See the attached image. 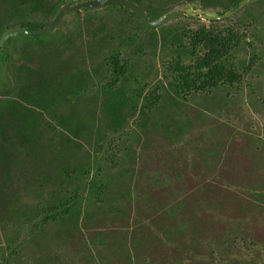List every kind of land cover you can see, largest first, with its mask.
<instances>
[{
    "label": "trees",
    "instance_id": "1",
    "mask_svg": "<svg viewBox=\"0 0 264 264\" xmlns=\"http://www.w3.org/2000/svg\"><path fill=\"white\" fill-rule=\"evenodd\" d=\"M128 1L148 13L151 20L172 11L166 0ZM223 1L226 5L220 15L236 8L242 0ZM67 2L0 0V39L17 25L30 30L45 27ZM116 13L120 36L115 44L106 39L104 27L100 29L103 43L94 53L90 52V56L99 57L98 61L87 62L84 58L82 62L58 64L55 52L42 55L36 65L28 60L26 51L33 41L41 46L55 44L58 29L47 35L13 37L0 49V73L40 74L39 89L31 90L27 96L28 107L20 101L9 102L13 119H9L0 136V225L7 219L17 226L18 232L39 237L45 234V238L40 237V248L47 251L51 242H64L67 237L82 239L86 228L91 230V237L95 232L91 226L99 215L101 220L109 218L116 225V254L101 253L99 260L104 264H159L161 258L166 261L168 251H176L169 255L168 264H259L257 246L251 239L225 231L229 195L216 190L214 199L211 188L184 189L209 187L207 182L197 185L185 173L186 168L200 166L206 175L219 160L197 157V152L202 151L198 145L194 157L172 155L166 164L160 163L151 151V143L145 142V133L135 129H147L151 115L156 124L158 119L167 117L165 111H157L166 93L163 80L186 104L192 97L206 99L220 88L240 94L247 77L264 65V17L258 19L250 14L240 20L237 14L206 22L186 17L188 23L175 29L166 25L153 29L120 4H116ZM59 38L62 40L65 35ZM147 43L152 48L162 43L171 55V59L162 61L165 76L157 81L141 80L136 73L141 70L140 59L147 56ZM78 52L84 54L82 49ZM71 56L78 57L75 52ZM15 88H19L18 82ZM169 122L172 123H161L164 131L158 135L171 145L172 153L178 151L173 145L189 126L180 128L175 118ZM6 131L9 135H5ZM17 169L21 171L18 179L24 180L21 184L29 187L23 193L9 187ZM27 194L36 200L25 208L20 205ZM145 200L157 213L156 227L161 226L159 230L172 243L166 251L155 232L152 240L143 237L146 245L138 250L140 236L133 229V219ZM220 232L223 238L218 236ZM215 236L218 241H214ZM98 243L94 237L92 244ZM16 247L10 244L5 251L0 246L1 264L10 262L12 256L6 254L7 249L13 253ZM83 248V258L97 263ZM51 261L49 255L42 259L44 264Z\"/></svg>",
    "mask_w": 264,
    "mask_h": 264
},
{
    "label": "rangeland",
    "instance_id": "2",
    "mask_svg": "<svg viewBox=\"0 0 264 264\" xmlns=\"http://www.w3.org/2000/svg\"><path fill=\"white\" fill-rule=\"evenodd\" d=\"M166 1L171 3L172 11L183 10L193 16H220V12L226 5L223 0L220 2L213 0ZM247 7L249 9L243 12ZM80 12V15L72 13L63 20V24L58 27L59 35L55 33L56 38H58L55 44L41 46L39 42L34 41L35 44L33 43L26 51L29 54L28 60L36 65L35 61L38 62V57L41 61L42 55L55 52L54 58L58 64H67L71 61L73 63L82 62L84 58H87V62L98 61L99 57L90 56V52L94 49L98 50V45H102L103 41L100 40L101 37L104 38L102 32L108 36L106 39L112 40L115 44L116 39H118L117 35L120 36L119 26L116 25V19H118L116 17V4ZM237 14H239L240 20L246 19L250 14L255 15L258 19L263 18L264 0H251L235 15ZM185 18L171 21L166 24V27L175 29L177 26L188 23ZM202 21L206 22V20ZM262 25L264 26V23ZM103 27L104 31L99 32ZM60 35H65V38L61 40ZM146 46L147 56L140 59L142 61L141 70L137 69L136 73L140 74V79L144 81L160 80L165 76L161 68L162 61L171 59V55L162 43H158L154 48L150 47L148 43ZM78 49H82L84 54L79 53ZM74 52L78 57L73 58L71 56ZM143 74L148 75V77L143 79ZM163 81L166 93L162 95L163 100L157 111H165L167 117L163 120L158 119L156 124L153 115H151L147 129L142 131L136 127L135 131L141 132V134L145 133L143 138L146 143H151L153 149L151 151L156 154L155 156L159 158L160 163L166 164L168 156L172 155L178 157L181 154L184 158L187 156L194 157V148L198 145L202 151L197 152V157L209 156L219 160L214 163L213 171L206 175L200 166H196L197 169L186 168L185 173L195 180L197 185L200 186L207 182L205 185L209 187H184V189L186 191H205L211 188L214 199L217 196L216 190L227 193L230 211L225 217L228 223L225 228L226 233L251 239L257 246L255 252L258 256V263L264 264V65L257 67L247 77V84L240 94L226 88H220L206 99L202 96L192 97L187 104L183 102L181 96L175 92L167 80ZM158 115L163 116L160 112ZM172 118H175L180 128L183 126H189V128L186 129V133L182 132L181 139L173 145L175 146L174 150L178 151L171 153V145L163 139L161 134L160 136L158 134L164 131L161 123L170 125L172 122L169 120ZM20 173L21 171L18 169L13 171L14 181L9 187L23 193L24 189L29 187L21 184L24 180L18 179ZM31 199L30 195H25L20 206L31 207L36 200ZM141 205L142 207L136 209V215L133 219V229L142 237V240L140 237L138 238V250H142L146 245L143 237L145 240L147 237L152 240L155 237L153 232H155L160 238V245L161 242L166 245L161 246L166 251L167 245L170 246L172 243H169L165 238L167 234L159 230L162 227L160 226L159 229L156 227L158 218L155 217L157 213L153 211V207L146 200ZM214 210L216 211V207ZM94 217H97V213ZM98 218L93 221L95 222L93 227L91 226L95 231L91 237L89 234L91 230L86 228L82 239L67 237L64 242H51V249L47 251H42L40 248L42 241L40 237L45 238V234L39 237L36 234L18 232L17 226L5 219L4 222L2 221V226L0 225V246L3 245L6 251L8 245H17L16 253H10V249H7L6 254L12 256L7 264H44L42 259L45 255L51 257L50 264H91L83 258L81 253L83 246L86 248L84 251L87 255L90 256L91 253V256L97 259V263L93 264H104L99 260L101 253L103 256L108 251L116 254V225L109 221V218L101 220L99 215ZM188 219L191 220V218ZM151 220L155 223L152 224ZM164 223H166V218ZM88 225L89 223L86 226L88 227ZM218 236L223 238V233L220 232ZM94 237L98 239L97 246L92 244ZM216 238L218 241L217 236L213 238L214 241ZM174 244L176 247L175 242ZM206 245H208L207 242ZM45 247L47 248V245ZM175 252L168 251L164 256L166 261L162 262L163 258H161L159 264H168L171 261L169 255L171 256Z\"/></svg>",
    "mask_w": 264,
    "mask_h": 264
},
{
    "label": "water",
    "instance_id": "3",
    "mask_svg": "<svg viewBox=\"0 0 264 264\" xmlns=\"http://www.w3.org/2000/svg\"><path fill=\"white\" fill-rule=\"evenodd\" d=\"M250 1L251 0H242L236 8H233L220 16H211V15L193 16L191 14H188L186 11L177 10V11H171L165 14L158 20H151L148 17V13L143 11L137 4L132 3L131 1H128V0H73L72 3H68L65 6H63L58 11L55 18L43 28L36 29V30H30L27 27L14 26L8 29L4 33L2 38L0 39V49L4 47L5 43L9 39L16 37V36H20V35H26V36L37 35L38 36V35H47V34L52 33L58 28L60 22L68 14L76 13L77 11H84L87 9L104 8L112 3L120 4L124 8L129 9L132 13L137 15L147 27L156 29L163 25H166L167 23L171 21H174L182 17H194V18H200L206 21L226 19V18H229L235 15L236 12H239Z\"/></svg>",
    "mask_w": 264,
    "mask_h": 264
},
{
    "label": "flooded vegetation",
    "instance_id": "4",
    "mask_svg": "<svg viewBox=\"0 0 264 264\" xmlns=\"http://www.w3.org/2000/svg\"><path fill=\"white\" fill-rule=\"evenodd\" d=\"M72 2L73 0H68L66 4L72 3ZM112 4H116V3H112ZM89 10H93V9H87L85 11H89ZM67 16H65L63 20ZM89 19H92V18H89ZM63 20L60 22L59 26L63 24ZM17 26H20V25H17ZM33 43L35 44L34 41ZM99 46L100 45H98V47ZM39 62L40 61L38 57V62L35 61V63L39 64ZM39 77H40L39 72L37 73L36 72H23V73H11V74L10 73H0V127H3V129H0V136H3L1 135V133L5 131L4 127L8 123L9 119L10 118L13 119L12 109L11 111L9 109V105H10L9 102L10 101H20L23 104V106L28 107L30 103H29V100L27 99V96L30 95L31 90L36 92L37 89H39V86H40ZM17 82L19 84V88H15ZM11 107H14V104L11 105ZM35 109L39 110V107H36ZM35 119L37 120V123L39 124L40 123L39 115L38 117L36 115ZM5 135H9L8 131L5 132ZM10 136L13 137V134H11Z\"/></svg>",
    "mask_w": 264,
    "mask_h": 264
}]
</instances>
